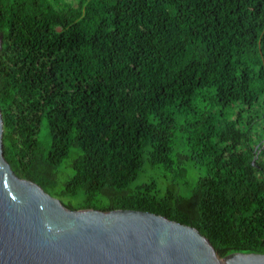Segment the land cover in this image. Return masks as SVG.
<instances>
[{
	"label": "trees",
	"instance_id": "16d2710c",
	"mask_svg": "<svg viewBox=\"0 0 264 264\" xmlns=\"http://www.w3.org/2000/svg\"><path fill=\"white\" fill-rule=\"evenodd\" d=\"M0 38L18 177L264 253V0H0Z\"/></svg>",
	"mask_w": 264,
	"mask_h": 264
},
{
	"label": "water",
	"instance_id": "95a60500",
	"mask_svg": "<svg viewBox=\"0 0 264 264\" xmlns=\"http://www.w3.org/2000/svg\"><path fill=\"white\" fill-rule=\"evenodd\" d=\"M3 132L0 110V264H264V253L219 259L196 228L162 215L65 207L14 173Z\"/></svg>",
	"mask_w": 264,
	"mask_h": 264
},
{
	"label": "rangeland",
	"instance_id": "374dc122",
	"mask_svg": "<svg viewBox=\"0 0 264 264\" xmlns=\"http://www.w3.org/2000/svg\"><path fill=\"white\" fill-rule=\"evenodd\" d=\"M69 1H73V0H69ZM1 39V38H0ZM46 135V131L45 129H42V132H41V136L42 138H44V136ZM203 171V170H202ZM196 177L197 175L195 173H189L188 175V178H189V181L193 184L194 181L196 180Z\"/></svg>",
	"mask_w": 264,
	"mask_h": 264
}]
</instances>
